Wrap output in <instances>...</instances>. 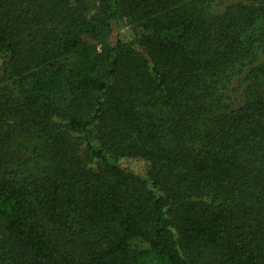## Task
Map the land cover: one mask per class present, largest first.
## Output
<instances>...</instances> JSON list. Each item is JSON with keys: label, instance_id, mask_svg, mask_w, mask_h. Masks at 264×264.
Segmentation results:
<instances>
[{"label": "trees", "instance_id": "trees-1", "mask_svg": "<svg viewBox=\"0 0 264 264\" xmlns=\"http://www.w3.org/2000/svg\"><path fill=\"white\" fill-rule=\"evenodd\" d=\"M0 264H264V0H0Z\"/></svg>", "mask_w": 264, "mask_h": 264}, {"label": "rangeland", "instance_id": "rangeland-1", "mask_svg": "<svg viewBox=\"0 0 264 264\" xmlns=\"http://www.w3.org/2000/svg\"><path fill=\"white\" fill-rule=\"evenodd\" d=\"M112 26L114 27L112 32L109 31V28H107L103 34V38L99 42L100 51H103L106 46H109V44L116 43V41L121 37L128 38L130 36H134V29L125 20H117V22ZM13 92L16 93L15 90H13ZM109 120L111 121L110 118ZM162 137V143L169 147L171 138L170 135L164 134ZM114 161L135 173L144 175L147 172L148 163L140 157H124L119 160L114 158Z\"/></svg>", "mask_w": 264, "mask_h": 264}]
</instances>
